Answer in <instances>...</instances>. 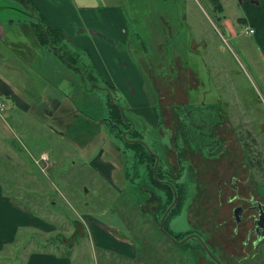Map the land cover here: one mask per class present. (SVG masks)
<instances>
[{
	"label": "rangeland",
	"instance_id": "374dc122",
	"mask_svg": "<svg viewBox=\"0 0 264 264\" xmlns=\"http://www.w3.org/2000/svg\"><path fill=\"white\" fill-rule=\"evenodd\" d=\"M59 1L66 28L77 24L68 30L75 42L68 36L59 44L84 74L54 51L39 50L24 25L0 40V79L15 88L14 97L0 99V187L42 229H20L9 248L20 251L30 239L29 251L76 252L89 260L88 220L96 219L121 229L144 258L152 254L150 264H198L197 239L177 244L159 231L168 199L162 192L148 199L141 187L154 186L144 169L134 182L124 180L126 168L134 173L132 156L102 120L114 96L138 138L160 157L165 179L185 188L168 230L179 238L196 232L199 208L218 206L213 185L233 174L229 163L248 154L264 160V60L256 36L245 35L237 21L256 3L221 0L219 13L211 0H76L74 11ZM30 6V17L51 20L41 0ZM106 6L116 13L104 17ZM127 80L138 89L135 97ZM154 110L160 125L145 118Z\"/></svg>",
	"mask_w": 264,
	"mask_h": 264
},
{
	"label": "crops",
	"instance_id": "0c3cea01",
	"mask_svg": "<svg viewBox=\"0 0 264 264\" xmlns=\"http://www.w3.org/2000/svg\"><path fill=\"white\" fill-rule=\"evenodd\" d=\"M27 1H29V4L31 5V1L33 0ZM244 1L245 0H240V2L242 3ZM14 2H17L18 4H15ZM21 2L22 0H0V40L5 38L7 39L9 36V31H11L13 27L24 25L23 28L27 36L33 41H35V45L39 50H43L42 48L45 47L40 45L36 37V32L34 30L35 26L33 25L34 21H37V19H35L36 17L29 16L31 15V13H34V10L31 11V7H28V4L27 6H25ZM41 2L49 6V12L47 14V17L51 19L49 21L46 16L42 15L43 21H46L47 25H49L48 27H50L51 29H55L60 35L59 40L63 41V39L70 36L68 30L76 28V22H71L70 24H68L69 28H66L65 12L59 9V0H41ZM66 2L69 3L73 11L74 9L76 10V0L75 6L70 3V0H66ZM219 2L220 5L223 7L224 11V5L222 4L221 0H219ZM252 2L256 4H252L253 7L247 12L248 16L246 18H239L237 19V21L238 24L242 26L254 29L255 32L253 36H256L254 41L258 42V52L261 58L264 60V0H252ZM19 4L23 6L24 9H21L19 7ZM85 7L88 8L86 5ZM112 9V6H106L102 15H104V17H108L111 16L113 13H116L111 12ZM223 11L221 13H223ZM12 13L25 15L28 20L25 18L23 20L17 21L15 20ZM255 16L258 18V20ZM248 22H250V26L247 25ZM222 24L226 26L230 32L233 31L231 29V24H229L225 18L222 20ZM78 30L80 33L82 31H86L87 29L79 27ZM91 33L97 36L101 35L100 32L96 33V30L91 31ZM232 33L234 34V32ZM73 35L70 36V39L75 42ZM48 49L54 51L60 56V54L57 53L56 50L52 48ZM29 50L32 49L30 48ZM127 81L130 85L131 90V92H129V95H134L135 97L138 94V89L136 85H134L132 80ZM13 89L15 88H13L11 84L6 83L2 79H0V99H2L3 96H11L8 98L14 97ZM145 118H147L152 124H161V119L158 117V114L156 115L155 110L154 117L149 116V114L146 113ZM100 173L105 174L103 171H100ZM107 177L109 176L107 175ZM107 177L106 179H108ZM31 218L32 214L30 213L29 209L27 210L22 205H13L10 199L4 195V192L0 187V264H139L138 262L140 259H142V264L153 263V255L147 253V258L141 256L142 250L138 249L136 244L130 238L123 236L121 234V229L117 230L114 227H110L108 225L103 224L101 220L96 219L88 220V228L90 231L89 233L93 235L91 239V248L93 249V256L90 257L89 260H86L83 255L76 257V252H74L75 255H72V253L57 254L55 252L43 250L29 251L28 247L33 244L32 241H27L23 245H21L20 251H13L9 247L16 244L17 233L20 229L21 231L22 229H32L39 231L42 230L41 228L34 227L33 225H31V223H29V220H31ZM45 228L48 229L47 226H45ZM115 232L118 234H114ZM26 240H28L27 237ZM34 242H36L42 248L47 247V244L42 240H36ZM154 246L155 245L153 244V247ZM152 249L155 250L154 248ZM95 254L98 255L95 256Z\"/></svg>",
	"mask_w": 264,
	"mask_h": 264
},
{
	"label": "flooded vegetation",
	"instance_id": "af4514ba",
	"mask_svg": "<svg viewBox=\"0 0 264 264\" xmlns=\"http://www.w3.org/2000/svg\"><path fill=\"white\" fill-rule=\"evenodd\" d=\"M122 113L124 114V111ZM107 119V116H104L102 121L109 124L112 131L115 129L113 132H116V135L119 133L124 137L130 135L129 128L111 126ZM125 123L131 128H136L128 119ZM138 137L128 138V141L141 142L147 147ZM151 154L156 158L154 177L158 182L167 184L169 189L161 191L151 183L154 186L152 189L141 187L144 194L148 199L154 198V200L160 198V192L167 197L170 192L177 195L178 185L165 179L166 173L162 169L160 157L153 152ZM258 155L253 157L248 154L241 163L230 162L228 167L233 174L228 177L221 175L217 186L213 185L214 188L217 187V191L212 197L217 199L218 206H201L197 211L198 218L193 224L197 227V231L190 232L186 238L191 237L198 241L195 247L198 264H231L233 258L242 264H264V160L261 153ZM158 166H161L163 171V179L158 178ZM236 166H243L244 170L236 169ZM123 176L125 177L124 174ZM177 204L178 198H174L168 207L171 208L168 214ZM152 211L154 212L155 209L153 208ZM225 229L229 231L228 235H224ZM166 234L168 238L172 236L176 239L171 232ZM177 241L181 242L178 239Z\"/></svg>",
	"mask_w": 264,
	"mask_h": 264
},
{
	"label": "trees",
	"instance_id": "16d2710c",
	"mask_svg": "<svg viewBox=\"0 0 264 264\" xmlns=\"http://www.w3.org/2000/svg\"><path fill=\"white\" fill-rule=\"evenodd\" d=\"M211 2L214 6L215 12L221 13L223 11V7L220 5L219 0H211ZM21 3L25 6H27V4H28V7L30 6L29 1L27 0H22ZM35 19H37V21H34L33 25L35 26L34 30L36 32V37L40 45H42L45 48H52L56 50V52L60 54L61 58L64 60L65 63H67L70 67L75 68L78 72H81L82 74H84L83 72L84 69L79 68L75 65V63H77L76 59H71L69 58V56L64 54L63 49L59 44L60 43L59 33H57L55 29H51L50 27H47L43 23V19L41 17L40 18L36 17ZM92 90H94V88ZM113 99H114V96L110 98V101L108 100L109 103L107 102V107H106V116L108 118L107 120L110 122L111 126L115 125L118 127H122V128L124 127V128L130 129L129 137L128 135L127 137H124L122 133L121 134L119 133L117 135V137L123 142L126 151H130L129 153L132 156V170L134 171V173L132 174L130 170L126 168L124 172L126 182H131V181L134 182V179L139 175V169L142 168L147 173L148 178L149 180H151V183L153 185H155L161 191H167L169 189L168 185L165 183L158 182V180L154 177V168H155V163H156L155 156L151 154L150 150L147 149V147H145L141 142L128 141V138H136L140 136V133L139 131L136 130V128H131L127 123H125L127 118L125 114L122 113L124 111V108L122 106L117 105L114 101L115 99L114 100ZM100 119L102 120V117H100ZM105 125L109 126V124L107 123H105ZM113 131H115V129H113ZM157 175H158V178L163 179L162 177L163 171L161 169V166H158ZM166 198L168 199V202L166 203V205L164 206V209L162 210V215L166 212L169 205L174 200L175 198L174 192H170L169 197H165V199ZM177 198H178V204L174 208H172V211L168 214L165 220L164 229L168 233L170 232L166 225L167 219L170 216L178 214L180 207L185 200V188L181 184L178 185ZM155 214L156 213L152 212V215H155ZM162 215L159 216L158 218L159 220L162 219L161 218ZM159 223H157L158 227H159ZM75 225H77V223ZM159 231H160V228H159ZM164 235L167 236L165 233ZM185 238L186 236L182 238L176 237V239L180 241ZM29 241L30 239L28 240V242Z\"/></svg>",
	"mask_w": 264,
	"mask_h": 264
},
{
	"label": "water",
	"instance_id": "95a60500",
	"mask_svg": "<svg viewBox=\"0 0 264 264\" xmlns=\"http://www.w3.org/2000/svg\"><path fill=\"white\" fill-rule=\"evenodd\" d=\"M33 14V13H32ZM175 198L177 199V195L175 194ZM170 209L171 208H169L166 212H165V214L163 215V217H162V219H161V221H160V224H159V228H160V230L161 231H163L165 234L167 233L166 231H165V229H164V224H165V220H166V216L168 215V212L170 211ZM167 235V234H166ZM171 237V239L175 242V243H177V244H181V243H183V242H186L189 238H191V237H188V238H186V239H184L183 241H181V242H179V241H177V239H175L174 237H172V236H170ZM220 263V262H219ZM221 264V263H220Z\"/></svg>",
	"mask_w": 264,
	"mask_h": 264
},
{
	"label": "built area",
	"instance_id": "2783aa9c",
	"mask_svg": "<svg viewBox=\"0 0 264 264\" xmlns=\"http://www.w3.org/2000/svg\"><path fill=\"white\" fill-rule=\"evenodd\" d=\"M243 30H244L245 35H252L255 32L254 29L247 28V27H245Z\"/></svg>",
	"mask_w": 264,
	"mask_h": 264
}]
</instances>
